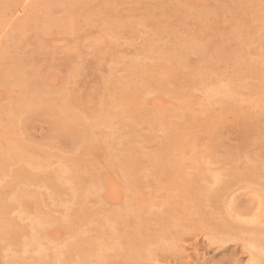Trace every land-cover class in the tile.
I'll use <instances>...</instances> for the list:
<instances>
[{"label":"rangeland","instance_id":"obj_1","mask_svg":"<svg viewBox=\"0 0 264 264\" xmlns=\"http://www.w3.org/2000/svg\"><path fill=\"white\" fill-rule=\"evenodd\" d=\"M0 264H264V0H0Z\"/></svg>","mask_w":264,"mask_h":264},{"label":"bare ground","instance_id":"obj_2","mask_svg":"<svg viewBox=\"0 0 264 264\" xmlns=\"http://www.w3.org/2000/svg\"><path fill=\"white\" fill-rule=\"evenodd\" d=\"M117 188V187H116Z\"/></svg>","mask_w":264,"mask_h":264}]
</instances>
